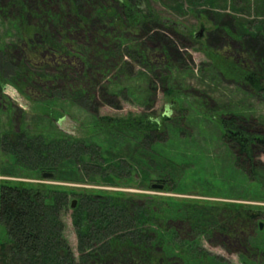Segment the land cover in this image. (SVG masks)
I'll return each mask as SVG.
<instances>
[{"label":"rangeland","instance_id":"1","mask_svg":"<svg viewBox=\"0 0 264 264\" xmlns=\"http://www.w3.org/2000/svg\"><path fill=\"white\" fill-rule=\"evenodd\" d=\"M120 3L0 0V171L2 160L12 155L9 148L22 143V131L31 134L50 128L41 115L46 106L60 114L53 127L76 138L88 136L85 132L96 116L155 119L168 113L170 120L165 123L177 133L157 134L152 149L166 157L174 178L166 180L162 189L153 188L160 182L152 178L144 182L139 175L132 186L112 187L91 183L78 170V182H63L56 181L53 173L52 179H42L25 160L15 175L0 173V183L119 192L132 199V210L150 200L157 211L168 201L185 210L197 204L243 208L256 218L252 227H240L236 233L214 224L211 233H206L198 217L179 212L180 217L163 224L168 233L174 232L175 248L165 253L162 244L149 243L152 247L146 255H163V264H242L243 256L256 260L247 240L257 244L262 235L264 186L253 179L264 176V148L253 147L250 161H235L222 141L219 125L222 117L241 116L248 132H264V100L239 86L224 69L219 72L212 62L219 56L235 66L264 49V0H144L151 13L144 22L122 15ZM201 29L202 35L195 37ZM80 92L84 94L78 100L75 94ZM8 133L15 135L3 136ZM56 133L54 129L50 132ZM102 136L98 133L93 139L101 145ZM252 164L257 174L253 175ZM73 200L77 205L79 196L69 195L65 205L57 206L61 223L57 228L81 264ZM145 227L149 233L156 228ZM98 243L93 255L86 251L88 264H148V260L136 262L124 251L107 255Z\"/></svg>","mask_w":264,"mask_h":264},{"label":"trees","instance_id":"2","mask_svg":"<svg viewBox=\"0 0 264 264\" xmlns=\"http://www.w3.org/2000/svg\"><path fill=\"white\" fill-rule=\"evenodd\" d=\"M120 2L122 15L128 19L133 16V19L138 18L135 21L144 22L147 20L145 18L151 15L147 12L144 0ZM18 31L21 35L20 28ZM24 34L26 38L29 37L27 32L24 31ZM251 54L253 58L247 61L241 59L235 66L232 62L226 63L219 56L215 57L216 62L213 58L212 64L219 68V72L223 73L221 70L224 69L234 77L239 86L249 88L253 94L264 100V49ZM252 62L256 63V68L251 66ZM226 68H230V71ZM170 92L169 89L167 94ZM83 94L80 92L75 96L79 97V100ZM41 115L50 128L47 127V131L36 129L31 134L22 131V143L18 144L19 148L15 145L9 148L13 152L2 160L1 174L13 176L19 165L29 161L39 177L48 171L55 175L56 181L63 182H78V170L90 177L89 182L112 187L132 186L137 175L144 182L153 179L163 187L166 180L174 178L170 173L173 168L171 165L168 167L166 157L157 156L152 149V142L157 141V134L165 135L169 130L177 133L175 127L165 123L170 120L168 113L155 119L147 115H129L122 118L96 116L91 127L85 132L89 133L88 136L78 138L61 133L53 127L54 121L61 119L58 118L60 114L53 108L44 106ZM240 118L241 116L238 118L230 115L220 119L222 141L232 151L235 161H250L253 147L264 148V132H248L241 125ZM53 129L58 133L51 135ZM98 133L103 135L101 145L93 139ZM14 135L8 133L3 136L10 138ZM7 142L11 144V140L7 139ZM122 149L125 153H122ZM252 167L253 175L257 174L254 165ZM253 182L264 186V176L255 175ZM73 194L79 196L72 217L78 238L77 249L83 254L81 264L91 262L86 258V251L89 249L93 255L98 242H102L101 245L98 243V247L102 246L103 253L107 255L111 254L110 251L115 254L124 251L126 253H122L126 256L136 258V262L148 260V264H163V255H146L152 244H162L165 253L175 248L171 237L174 232L168 233L169 230L164 229L163 224L169 218L180 217L178 213L181 214L185 207L174 206L173 202L162 204L157 211L154 210L157 205L147 200L148 203L132 210L133 204L129 202L132 199L119 192H73L40 185L3 182L0 183V264H80L64 244L60 229L57 228L61 224L57 209L60 204L65 205L69 195ZM186 207V214L198 217L206 233H211V224L227 232L236 233L240 227L242 230L252 227L256 218L254 213L237 207L198 204ZM146 224L155 225L156 228L150 229L149 233L146 231ZM259 232L262 234L259 243L247 240L248 250L255 254L251 257L256 256V260L243 256L242 264H264V223L262 231ZM188 245L192 251L195 250L192 243ZM207 261L209 263V258H206Z\"/></svg>","mask_w":264,"mask_h":264},{"label":"water","instance_id":"3","mask_svg":"<svg viewBox=\"0 0 264 264\" xmlns=\"http://www.w3.org/2000/svg\"><path fill=\"white\" fill-rule=\"evenodd\" d=\"M202 33H203V30L201 29V30H199L197 33H195L194 36H195V37H200V36L202 35ZM40 177H41L42 179H52V178H53V174H52V173H49V172H44V173H42V174L40 175ZM153 188L162 189L163 186L160 185V184H156V185H153ZM75 206H76V200H73V201L71 202V208L74 209ZM259 226H260V229H261V228H262V224L260 223Z\"/></svg>","mask_w":264,"mask_h":264}]
</instances>
